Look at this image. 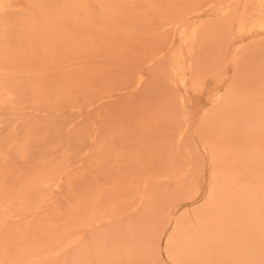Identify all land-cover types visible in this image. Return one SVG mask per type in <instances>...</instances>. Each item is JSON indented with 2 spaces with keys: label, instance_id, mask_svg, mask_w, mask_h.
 <instances>
[{
  "label": "rangeland",
  "instance_id": "rangeland-1",
  "mask_svg": "<svg viewBox=\"0 0 264 264\" xmlns=\"http://www.w3.org/2000/svg\"><path fill=\"white\" fill-rule=\"evenodd\" d=\"M256 3L2 1L0 264H181L168 253L176 225L206 236L218 175L239 167L264 186ZM229 95L246 108L217 100ZM239 237L221 264H254Z\"/></svg>",
  "mask_w": 264,
  "mask_h": 264
},
{
  "label": "bare ground",
  "instance_id": "bare-ground-1",
  "mask_svg": "<svg viewBox=\"0 0 264 264\" xmlns=\"http://www.w3.org/2000/svg\"><path fill=\"white\" fill-rule=\"evenodd\" d=\"M2 1L3 0H0V4L2 3ZM256 2H257L256 3L257 5L259 4L256 7V12H255V13H257V16H255L253 18L251 28L254 30L257 27V28L261 29V31H264V0H256ZM223 9L225 10V12L227 11V13H229V15H228L229 20L228 21L231 22L232 16L234 15L233 12L236 10V7L234 5H230V6L223 8ZM243 12L246 15L250 12V10L244 9ZM244 23H245V20H244V15H243L240 18V28L239 29L241 32H243ZM178 24H182V20L177 21L174 26H176ZM228 25H229V23L227 22L225 24V26H228ZM29 28H30V26H29ZM187 30L190 31V29H188V28H187ZM224 30H227V29L224 28ZM189 35H190V32L185 34V39H184L185 42L190 40ZM179 63L180 62L177 60L174 61L173 64H174L175 69H178ZM229 98H231V101ZM257 99H258V97H257ZM217 100H219L221 104H227L228 102H233L232 105L230 104L231 106H235L236 104H239L241 107L240 109H242V108L245 109L246 108L245 105H247V103H248L247 99H241V101H240L234 95L232 97L230 95H229V97L225 96V97H223V99H221V97H218ZM239 105H237L236 107H238ZM243 112H244V110H243ZM230 115H232V114H230ZM5 121H7V120H5ZM9 121H10V119H8V122ZM229 121H230V119H229ZM8 122H7V124H8ZM7 124H5V125H7ZM28 127H30V126H28ZM29 129L31 130V128H29ZM220 129H221V127H220ZM27 130H28V128H27ZM30 130H29V132H30ZM246 131H248V130H246ZM29 132H27V133H29ZM24 133H25V131H24ZM16 134H19V133L16 132ZM24 136H26V135L24 134L23 137ZM27 136H29V135H27ZM24 139H26V138H24ZM28 139H29V137H28ZM28 139H26L27 142H28ZM17 140H18V138H17ZM16 141H14V143ZM19 141H21V137H20ZM19 141L17 142L18 144H19ZM22 142L23 141H21L20 143L22 144ZM21 144H19V145H21ZM24 145H26V144H24ZM25 147H23V148H25ZM22 154H23V152H22ZM217 156H221L220 163H225V162L228 163L229 157L227 158V155L225 153H220ZM246 167H248V166H246ZM245 173L246 172L241 173L240 169L238 167V168H235L234 171H229V173H227V172L222 173V175H218L214 179L213 190H212V193H210V199L204 205V207H205L204 210L217 206V209L219 207L220 211H218L216 216L210 222H208L206 224V233H205L206 236H204L202 234L201 229L199 228V225H197V224L196 225L195 224L194 225L188 224V229L186 230L185 229V223H186L185 219H181L177 223L174 236L170 242V247L168 248L169 256L173 260H175L176 262H180L181 264H192V262L194 264H215L217 262L216 264H218V261H219V264H221L220 259L226 258L227 255L229 254V251H230L229 248L225 247V243L228 242V239L232 238V237L234 238V237L247 235L246 239L243 242L244 246L248 247L249 244H252L254 247L253 262H254V264H262L261 258H259V257L262 253H264V211H262V210H264V186L261 183H259L257 185H252V184L246 185V183H244L243 180L241 179V178L245 179L244 178ZM198 213L199 212H197L195 214L197 215ZM245 219H247L249 221V223L252 224V230L249 232V234H247L249 231L248 227H247L248 222H246ZM254 224H256V226H253ZM203 225L205 226L204 223H203ZM139 231H140V229H139ZM242 233H244V234L242 235ZM214 240H218L219 241L218 243L220 244L217 247L214 246L216 250L214 249V247L212 245ZM229 240H231V239H229ZM239 245H240V243H239ZM222 253H224L225 255L223 256ZM208 254H213L216 257V259H215L216 262H215V260L210 261V263L205 262V256ZM220 255H222V257H220ZM211 258L214 259V257H211Z\"/></svg>",
  "mask_w": 264,
  "mask_h": 264
}]
</instances>
